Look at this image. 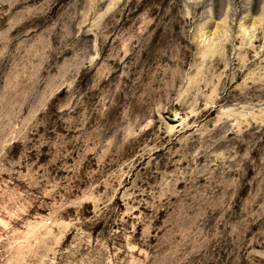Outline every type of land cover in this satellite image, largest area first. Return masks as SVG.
<instances>
[{"label": "rangeland", "instance_id": "rangeland-1", "mask_svg": "<svg viewBox=\"0 0 264 264\" xmlns=\"http://www.w3.org/2000/svg\"><path fill=\"white\" fill-rule=\"evenodd\" d=\"M0 264H264V0H0Z\"/></svg>", "mask_w": 264, "mask_h": 264}]
</instances>
